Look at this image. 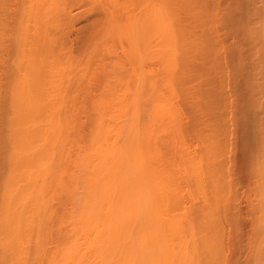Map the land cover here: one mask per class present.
Wrapping results in <instances>:
<instances>
[{
    "label": "bare ground",
    "instance_id": "bare-ground-1",
    "mask_svg": "<svg viewBox=\"0 0 264 264\" xmlns=\"http://www.w3.org/2000/svg\"><path fill=\"white\" fill-rule=\"evenodd\" d=\"M41 1L43 6L40 5V7L44 10L45 18H43V12L41 8H39ZM118 1L119 0H115L114 2L117 4ZM125 1L127 3L124 2V0H121L119 2L122 3H118L117 5L114 4L115 7L120 5L121 7H119L121 9L119 7L113 8V10L110 9L111 11H114V9L116 10L119 8V10L123 11L121 13L122 16H128L127 18L125 17V20H117V22L113 17L114 12L109 11L110 7H104L105 4H102L104 2L99 0L98 2L101 3H97V7L98 5L99 7L101 4L103 5L101 10L105 8L102 10L105 19L108 18V20H110L113 18L116 25L114 22L112 25H114V28L116 27L118 29L115 30L116 33L117 31L120 32L119 35L124 38L123 39L120 36L122 42L124 40V42L126 41V44L127 42L129 43L127 44L129 46H127V48L125 47L127 50L129 48V52L125 49L126 52H123L124 50H122V52L125 54V57L127 55V57H130L133 61L132 65H130V67L132 66L130 69L131 72H129V76L127 75L128 77L121 78L123 81L124 79H127L124 82L125 85L122 83L123 81L119 82L120 79H117L116 82L121 83L122 86L119 84L120 86L117 88V86L111 84L112 86L109 85L107 89L105 88L104 94L100 96L99 104L97 105V108H95V115L91 120L93 123L92 128L82 142L77 141L78 139L74 140L76 137L73 130V124H76V122L65 117L66 114L63 113L64 110H61L64 99L63 93L65 91L63 88L66 83L64 82V75L69 72L70 67L67 68L65 66V69L63 68L62 70L63 65H60L62 61L59 58L61 63L57 59V67L60 65V67L57 68L55 65L57 62L53 61H55L54 59L58 58V56L55 54L52 55L53 51H51L54 45L52 44L54 42L51 34L54 29L52 26L56 25L51 26L50 24H57L55 19L59 16H57V14L54 15L57 13L55 12L56 10L59 11L58 14L62 16V18H68L69 14H66L68 12V0L26 1L31 3V5L27 3L26 8H29V6L32 8H27V10H24L26 9L24 8V13L22 14H25L23 17H28L30 19L27 20L25 18L27 21L24 20L26 22L24 23V27L22 26L23 23H21L24 22V18H22V21L20 22L22 25H20L19 30L21 31L23 29L25 34L22 31L21 34L26 36L32 29H35V31H33L34 33H32V36H34L32 39L31 33L28 34L30 37L27 36V40L30 39L31 42L34 40L35 42H33L35 44L27 41L29 45H26L27 43L25 44V41L24 43L21 41L22 44L20 43L18 46L19 50L21 45L29 46L31 49L29 50V48L26 49V47H22L23 49H21V53L18 52L20 58L18 59V57H16L17 59L13 61V67H15L13 70L15 71L12 73L13 75H11L13 76V82L9 90V97L12 101H10V103H12L11 108L13 110H11V113L13 114H11V117L9 116L10 119L8 118V132H6L9 141V151L7 153L9 155L7 167L9 169L3 178L4 180L1 182L3 185L1 190L2 193L0 194V264H200V258H203V264L209 263V255L212 253V251L210 253L211 239L203 238V231L201 230V233V231L197 229L194 221L189 217L186 208L187 206L185 207L186 209L184 208V212L182 211L179 214H176L177 210L175 213L171 212L172 207H175L178 211L180 208V197L178 198V196L181 192L180 189L183 190L181 178H184L183 176L185 172H183L184 169L182 171L180 169L185 165V162H182V166L179 165L181 166L180 168L177 164L175 165L178 166V172L180 175L181 172H183L182 177H176V173L171 175L170 172L162 169L161 161L163 160V157L160 152L155 148H153L155 151L149 149L151 143L157 144L156 142L160 138L159 134H162L164 129V119L169 117L168 119H172L171 122L174 121L173 117L175 115V109L172 106L174 100L172 99L173 95H171L174 92V88L171 83V75L173 70L176 69V61H178L176 58L179 55V32H177L175 24L173 23L174 19L171 15L172 13L166 8V5L164 4L165 2L163 3L162 1L159 3L156 0H141L142 5L138 9L136 8L138 10L136 11L132 6L133 4H131L133 3L131 2L132 0ZM125 4H127L126 6L130 5L132 10L130 9V6L126 7ZM45 5L46 7H44ZM37 7L39 8L38 10ZM11 9L12 13H9L8 11H11L10 9L3 10V7L0 5V22H6L5 20L8 18L13 19L15 8ZM104 10L107 11L105 12ZM108 11L111 12L110 18L108 17L110 15H107ZM130 11L136 12L132 13ZM39 12L42 13L40 14ZM37 14L39 16H37ZM53 16H56V18ZM31 17L37 18L36 20L40 19L38 22L35 19L32 21ZM62 18L60 17L59 19ZM59 19H56V21L58 20L61 24V21L64 19ZM29 21L33 24L36 21L34 26L33 24L29 25V27L33 26L34 28L32 27V29H30L31 27L28 28V25H25L28 24L27 22ZM53 21L55 23H53ZM119 21H124L125 23H118ZM46 23L53 29L50 30L48 27L49 31L46 27ZM63 23L66 24V22ZM63 23L62 25H64ZM2 25L3 24L0 23V27H3ZM36 25L40 26H37L39 29H37ZM66 26L61 27L60 25L63 34L61 33L62 30H59L60 27L56 26V30L60 31L57 33L58 36L60 35L59 38H57L59 44H61V41L65 42L62 40L61 35H64L63 37H65V33L67 32V30L65 32V28L67 29ZM57 27L59 29H57ZM40 28L42 30L44 28L46 29L41 32ZM2 30L3 29L0 28V36L2 35V32L5 35V27L4 30ZM40 32L41 34L44 33L45 37L43 34L40 35ZM21 34H19V37H24V35ZM35 35L41 37L40 40L44 42L42 43L43 46L40 45V41L37 40L40 37ZM2 37L1 39H3ZM1 39L0 41L2 42ZM24 39L26 40V37ZM49 40L52 42V45ZM29 42L34 45V47L31 46ZM1 47L2 46H0V48ZM41 47L43 48L42 51L40 50L42 49ZM1 50H3V48H1ZM1 50L0 54L2 53ZM25 50H27L28 53L30 51L33 55L31 53V55L28 54ZM37 51H41V54ZM151 59H158L161 68L166 70L163 71L162 74L165 72L169 73V76L166 75V78L163 79L164 81L160 80L161 77L155 76L156 74L154 70L151 68L150 70L152 71L149 70L147 63ZM215 59L216 58H214V60ZM63 64L65 65V63ZM54 65L55 69L53 68ZM120 65H116V67H120ZM22 67L23 69H21ZM66 68L68 70H66ZM159 75L161 76V73ZM155 78L157 82L155 81ZM189 78L187 77V79ZM65 79H68V76H66ZM159 80L160 82H158ZM129 82L132 84H129ZM161 82H163V85L158 84H161ZM130 85H132V87ZM165 87L166 90H169L167 96L169 100L162 92L164 91L162 89ZM115 90H118L119 93ZM143 100L146 101V103L148 102L150 109L141 107V102ZM153 124V127L157 124L158 128L151 130ZM75 128L76 125L74 129ZM199 128L201 129V127ZM256 139L258 140V138ZM75 142L77 143L75 144ZM72 143H74L73 145L75 146L77 145V150L73 155H70V151H72L71 149L73 147ZM195 155L192 156L193 159L190 161L191 163L188 171H186L188 173L185 172L188 178L190 174L193 176V181L190 180V182L193 183L189 184L187 187L194 184L192 190L194 189V193L197 195L202 205H204L203 203L206 201V204H209L210 195L206 193V189L203 186L204 172L201 170V168L205 167V164L203 165L204 167H202V165L200 167ZM216 157L217 156H215V158ZM66 160H69L72 164L70 168L69 166L64 167L63 163L69 162ZM261 164H264V162H261ZM261 164L260 168L257 169H260L258 173L261 172V166L264 167V165ZM175 166L170 167L175 170ZM208 166L210 165L208 164ZM257 167L259 166L257 165ZM183 168L186 167L184 166ZM175 172L177 171L175 170ZM249 172H251V170ZM260 175H262L261 178L264 177L263 170ZM192 176H190V178H192ZM177 178L181 181V183L179 181L180 185L178 180H176ZM212 178L215 177L212 176ZM215 182L216 181L212 183L211 181L212 190L209 189L215 198L213 200L218 199V196L220 195V193H217L216 191H219V186H217V183ZM262 184V190H264L263 181ZM179 186L182 188L179 189ZM184 186H186V184ZM187 187L185 189L189 190ZM216 187L218 188L216 189ZM207 188L209 187L207 186ZM192 190L190 186L189 191L191 192ZM250 190L252 192L253 189H249V191ZM262 192L263 197H261L262 195H260V192L258 194L263 199V203L261 204L262 199L259 197V202L261 200V215L256 221V229L253 231L254 238L252 236V238L249 239L253 242L249 240L247 241L248 243L246 242L247 246L249 244V249L247 248L248 252L246 253L244 264H264V191ZM192 193H188V195ZM206 195H208L207 198L209 201L207 200ZM59 196L63 197V212L57 221L59 222V225H57V227L59 226V229L57 231H61L59 238H61L62 241L53 251L51 248L52 252L50 251V253L47 251V244L50 243V241L48 243V239H51L52 237L50 235L51 221H53L52 217L55 216L53 203ZM216 202L218 203L217 200ZM208 217L211 219L210 215ZM204 219L205 218L203 217L200 221L204 222ZM204 224L205 222L203 225ZM213 236L216 237L215 235ZM51 244L52 243L49 245ZM47 252H49V254H47ZM200 253H203L204 256H200ZM211 259L215 260L213 258Z\"/></svg>",
    "mask_w": 264,
    "mask_h": 264
},
{
    "label": "rangeland",
    "instance_id": "rangeland-1",
    "mask_svg": "<svg viewBox=\"0 0 264 264\" xmlns=\"http://www.w3.org/2000/svg\"><path fill=\"white\" fill-rule=\"evenodd\" d=\"M26 1L29 2V0H13V2L12 0H0V5L3 7V10L10 9L11 11H8V12L12 13L11 8H15L13 12L14 13L13 19L8 18L5 20L6 22H3V23L0 22L1 24H3L2 25L3 27H0V28L4 30V27H5V30H4L5 35L2 32V35L0 36V39L2 36H4L2 37L3 39H1L2 42L0 41V46H2L1 48H3V50H1L0 48V50L2 51V53L0 54V68H1L0 69V184L2 180H4L3 178L5 177L6 172L9 169L7 167L8 166L7 160L9 157V155L7 154L9 151L8 149L9 141H8L6 132H8L7 131L8 118L9 116L11 117V114H13L11 113L13 110L11 108L12 103H10L11 98L9 97L10 95L9 90L13 82V76L11 75H13L12 73H14L15 71L13 70V68H15L13 67L14 66L13 61L17 59L16 57H18V59L20 58L18 56L19 54L18 52L21 53V49H23L22 47L24 48L26 47V49L29 48V50L31 49V47L29 46L27 47V46L21 45L20 50H19L18 46L20 43L21 44L22 42L24 43V41H25V44L27 43V41L31 42L30 39L27 40L28 39L27 36L30 37V35L28 34L31 33V39L32 37H34L32 36V33H34L33 31H35V29L33 30L32 27L34 26L35 22L36 21L38 22V20L40 19L39 18L38 20H36L40 12L37 14L36 16L37 18L31 17L32 21H34V19L36 20L34 24L31 21H29L30 23L27 22L28 24H25V25H28V28L31 27V26L29 27V25L33 24V26L30 28L32 29L31 32L28 31L29 33L27 32L28 34L25 36L24 35L25 33L23 32V29H22L21 31L24 34H21V31L19 29H20V25H22L20 24V22L22 21V18H24L23 21L24 20L27 21L30 19L28 17H23L25 16V14L24 15L22 14L24 13L23 9L26 8L27 3H28ZM95 1L68 0L67 9L69 13L67 12L66 14L67 15L69 14L68 15L69 19L66 18V16H65L66 19L62 18V16L58 14L59 11L57 10L55 11L57 13H55L54 15L57 14V16L59 17L57 18L56 16H53V17H55L56 19H59L61 17L62 19H59V20L64 19L61 22L62 23L66 22V24L63 23L64 25H62V23L60 24L58 20L56 21L55 19V22H57V24L53 21V23L55 24L51 23L50 25L51 26L56 25L59 27L60 25L61 27L62 26L65 27L67 25L66 26L67 29L65 28V32L66 30L67 32L66 33L64 32L65 37H63L64 35H61L62 40H64L65 42L60 40L61 44L57 42V38H59L60 36V35L58 36L57 33L59 30H62L61 27L60 29L57 27V29H59L57 31L56 26H52L54 28L53 29L49 27L50 26L49 24H48L49 26L47 25L48 22L46 23L47 29L48 27L50 30L53 29L52 33L49 32L50 30L48 29L49 30L48 32L52 34L53 37L52 36L51 37L53 38V41H54L52 43L51 42L52 40L51 39H50L51 41L49 40L50 44L51 43L54 44L52 47L53 49H51V51H53L52 55L55 54L58 56V58H55V55H54L55 59L54 58L53 59L55 61L53 62H57V64H55L57 67L58 61L61 59L62 63L61 61L59 62L61 63L60 65H63V67L61 66L62 70L65 66L67 68L70 67L69 72L66 71L68 70L67 68L65 70L67 72L65 73V75L67 74L66 76H68V79H65L66 76L64 75V82H66L67 84L65 83V86L63 88L65 89V91L63 93L64 99H63L61 110H64L63 113L66 114L65 117L71 120H74L76 122V124L75 123L73 124L74 127L76 125L75 129L73 127L75 137H76L74 140L78 139L77 141L79 142L84 141V138L87 137V135L89 134L92 128L93 123L91 120L93 119L95 115V112H96L95 108H97V105L99 104V101H100L99 100L100 96L104 94L105 88L107 89L108 86L111 84L113 86H117L118 88L120 86L119 84L121 83H117L116 80L120 79L119 82H122L123 79L121 80V78H125L129 74V72H131L130 69L132 66L130 67V65H132L133 63L132 59L130 57H127V55L125 57L124 56L125 54L123 53L126 51L129 52V48L128 50L125 49V47L127 48V46H129L127 45L129 43L127 42L126 44V41L124 42V40L122 42V39H120L121 35H119L120 32L117 31L118 33L117 34L115 30H118V29L116 27L115 29L114 25H112L115 23L113 21V18L108 20V18L106 17L107 19H105L103 11H102L105 8L101 10V7L104 4H105L104 7L105 6L110 7L109 11L113 10V8L119 7L120 5L115 7L114 5L116 4V2H114L115 0L114 1L113 0L112 1L111 0H100L101 2H104V3H102L103 5L101 4L100 7L99 5L97 7V3H101V2H98L99 0H97L96 2ZM119 1L117 2V4L122 3ZM156 1L159 3H161L162 1L163 3L165 2L164 4L166 5V8H168L170 13H172L171 15L174 19L173 23L175 24L177 32H179L178 33V46H179L178 54L179 55L177 54L178 56L176 58L178 60L176 61V67H175L176 69L173 70V73L171 75V83L173 84V88H174V92L171 95H173L172 99L174 100L172 106L175 109V112H174L175 119L173 117L174 121L171 122L172 119L170 118L171 119L170 120L168 119L169 117L166 116L167 118L164 119V123H163V127H164L163 132L162 134H159V137L161 139L159 138V140H157L156 142L157 144L151 143L153 147L150 144L149 149L151 151L153 150L155 151V149H157L158 152H160L164 160L163 161L161 159L163 161V162L161 161L162 163L161 167H163L162 169L170 172L171 175H174V173H176L177 175L176 177L179 176V178L183 176L182 173L184 171L185 172L188 171V168L191 163L190 161H192L193 159L192 156L196 154L195 156L197 158L196 157L194 158L198 160L200 167L201 165L202 167L205 166L204 168H201V170L204 172L203 186L206 189L205 190L206 193L210 195V198H209L210 201L207 198L208 195H206V198L209 201V204L208 203L206 204L207 202L206 201L203 203L204 205H202L201 201L199 200L197 195L194 193V189L192 190V188H194L193 187L194 184L190 185L192 191L191 192L189 191L190 186L189 187L187 186L193 183V182H190V180L193 181V176L190 174L192 178H190V176L188 178L186 176V173L188 172L186 173L184 172L183 177L185 179L181 178L183 190L180 189L182 188L181 186L178 187L181 191L180 193L178 192L179 193L178 198L180 197L179 211L180 210L181 211L179 212L178 209H176L175 207H172L171 212L175 213L177 210L176 214H179L187 206L186 207L187 213L189 217L194 221L197 229L199 231L201 230L203 231V238L211 239L210 253L212 251L211 253L212 256L211 254L210 255L208 254L210 256V259H209L210 264H244L245 259H246V253L248 252L247 248L249 249V244L247 246V243H248L247 241L250 238H252V236L254 238L253 231L256 229V221L258 220V217H260L261 215V211H260L261 210L260 209L261 200L259 202V197L260 195H262L261 197H263L262 191H264L262 190L263 189L262 181L264 182L263 180L264 177L261 178L262 175H260L262 170L264 171V167L261 166L262 169L260 173H258L260 169L257 170L258 168H260L261 162H264L263 161L264 160L263 158L264 157V111H263L264 110V103H263L264 102V77H263L264 76V73H263L264 72V66H263L264 65V29H263L264 27L263 25L264 24V0H187V1L186 0H156ZM124 2L126 1L124 0ZM131 2H133L131 4H133L132 6L134 10L136 8L138 9L142 5L141 0H137V2L136 0H132ZM28 4L31 5V3H28ZM40 5L43 6L42 1L39 4V8H41ZM46 5L44 7H46ZM126 5L127 4H125V6ZM130 5L126 7H129ZM27 8L24 10H27ZM30 8L32 7L29 6L28 9ZM39 8L37 7V10ZM119 8L116 10L114 9V11H111V12H114L113 17L116 22L117 20H122V19L125 20L128 17V16L126 17L124 13L123 14L125 16H122L121 13L123 11L119 10ZM130 9L132 10V7ZM137 9L136 11H138ZM41 10L43 12V13L41 12L43 15V18H45L44 10L42 8ZM107 10H104V11L106 12ZM108 12H107V15H110L111 12H109V14ZM108 17L110 18L111 15ZM25 21L21 22L23 23L22 26H24V23H26ZM43 22H44V19H43ZM43 22H42V25H43ZM121 22L119 21L118 23H121ZM37 26L38 25H36V27ZM38 27L37 29H39ZM43 30L41 29V32H43ZM41 32H40V35L43 34L44 36L45 34L44 33L41 34ZM61 33L63 34V30ZM0 34H1V31H0ZM19 34L24 35V37H22L21 35H20L21 37H19ZM35 36H38V35H35ZM25 37H26V40L24 39ZM19 38H20V41H19ZM121 38L123 37L121 36ZM40 39L41 37L37 40H39L40 41L39 44L42 45V43L44 42H42ZM33 41L34 40H32L31 43L35 44L34 43L35 41L34 42ZM26 45H29V44L27 43ZM31 46L34 47V45L32 44ZM40 50L42 51L43 48ZM122 50L124 51L122 52ZM41 51H37V52L41 54L40 53ZM30 53L31 52L29 51L28 54ZM193 55L194 56L198 55V56L194 57ZM214 58L216 59L214 60ZM207 61L210 63H208ZM63 63H65V65ZM55 65L53 67L54 69H55ZM60 65L58 67H60ZM116 65L118 66L120 65V67H116ZM147 65L149 67V70L150 68L154 70L156 75L154 73L153 74L155 76L161 77L160 80H163L164 78H166L165 77L166 75L169 76L168 72H165L168 74H165V73L162 74V72L166 70H163V68H161V65L158 59H151L147 63ZM21 69H23V67ZM187 71H189L191 74ZM160 73H161V76L159 75ZM187 77L188 78L190 77V78L187 79ZM126 80L127 79H124V81L122 82L124 85H125L124 82ZM160 80L158 82H160ZM155 81H156V78H155ZM115 82H116V85H115ZM162 83L163 82H161V84L160 83L158 84L163 85ZM129 84H132V83L129 82ZM130 86L132 87V85ZM162 90L161 91L163 92V95H166V98H167L169 90L167 89L168 90L167 92L166 87L163 88ZM115 91H118V90H115ZM164 99H165V96H164ZM167 99L169 100V98ZM142 102H141L142 108L150 109V107L148 106V102L146 103V101L144 100ZM90 110L91 111L93 110V111L91 112ZM63 113L62 115L64 116ZM153 126L154 124L152 125L151 130L152 129L155 130V128H158L157 124L155 125V127ZM199 127H201V129ZM256 138H258V140ZM254 142L257 144V146ZM76 143L77 142H75V144ZM73 144L74 143H72V145ZM159 144L161 147L159 146ZM71 146H70V149H71ZM183 146L185 149L183 148ZM187 149L188 150L190 149V150L188 151ZM71 150L72 151H70L71 152L70 155H73L77 150V145L76 146L73 145ZM215 156L217 157L215 158ZM66 161H69V160H66ZM182 162L183 163L185 162L184 166L186 168H183L184 166L181 165L183 164ZM65 163L66 164L69 163V164L66 165ZM176 164L178 166L179 165L182 166V167L179 166V168L180 167L182 168L180 169L181 171L184 169L183 172L180 171L181 175L178 172L179 171L178 166H175ZM208 164L210 166H208ZM63 165L64 167L69 166L70 168L72 164L69 161V162H64ZM169 165L172 167L175 166L176 168L175 170L177 172H175V170H173L174 168H171ZM257 165L259 167H257ZM261 165H264V164H261ZM250 170L251 172H249ZM212 176H214L215 178H212ZM179 178H177L176 180H178ZM188 179H189V182H188ZM179 181L180 180H178V183ZM211 181L212 183L216 181L215 183H217V186H219V188L216 187V189L217 188L219 189V191L216 190L217 193H220V195L218 194L220 198L218 196V199H216L218 203L216 202V200H213L215 198L213 197V194H211L212 193L211 192L212 190ZM185 184L186 186H184ZM2 185L3 184L0 185V194L2 193L1 192ZM207 186L209 188H207ZM186 187L187 189L189 188V190H186L185 189ZM249 189H253L255 191L252 190L251 192V190L249 191ZM259 192H260V195H258ZM188 193H192L193 196L194 197L196 196V197L194 198L192 194H189L190 195L189 196ZM221 193H222V196H221ZM191 196L193 197V199ZM261 197L260 199H262ZM62 199L63 197L59 196L54 200V203H53L55 207V208L53 207L55 216L53 214L54 216L52 217L53 221H51V231L52 232L50 231V235L52 237L50 236L51 239H48V243L50 241V243L52 244L49 245L50 244L49 243L47 244L48 247L46 246L47 251L49 252L51 251V248L53 251L54 248L58 244H60L62 241L61 238H59L61 235V231L59 232L57 231L59 229V226L57 227V225H59L58 224L59 222L57 221L59 220V217L63 212ZM262 203H263V199H262L261 204ZM209 215L211 216V219L208 217ZM203 217L205 218L204 225H203L204 222L200 221L203 219ZM206 219L210 221L208 222ZM206 224L208 225V227ZM213 235H215L216 237H214ZM212 239H214L215 241ZM249 241L253 242L252 240H249ZM49 252H47V254H49ZM200 256H204V254L200 253ZM211 258L215 260H212ZM199 260H200V264L204 263L203 258H200Z\"/></svg>",
    "mask_w": 264,
    "mask_h": 264
}]
</instances>
